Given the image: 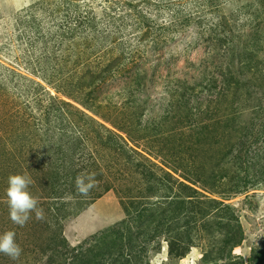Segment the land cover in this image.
I'll list each match as a JSON object with an SVG mask.
<instances>
[{"label": "rangeland", "instance_id": "374dc122", "mask_svg": "<svg viewBox=\"0 0 264 264\" xmlns=\"http://www.w3.org/2000/svg\"><path fill=\"white\" fill-rule=\"evenodd\" d=\"M263 6L264 0H218L216 4L209 0H0V133L5 132L6 138L0 139V159L4 167L11 163L4 150L21 159L35 157L43 148L46 151L45 140L56 139L53 127L71 131V124L66 122L71 120L80 129L83 118L63 106L61 111L66 114L62 119L55 117L56 109L41 112L58 106L49 96L69 101L110 128L116 130L113 124L129 131V136L122 134L123 138L139 150L163 145L162 137L158 141L147 137L150 130L167 132L175 125L185 128V110L173 108L171 100L180 101L186 88L198 121L231 111V94L215 101L221 86L219 76L228 72L229 65L236 73V46L242 45L252 25L259 22L264 26ZM86 17L94 19L97 31L83 30ZM38 24L48 36L44 43L37 39ZM51 31L52 36L60 37L52 40ZM72 31L75 34L71 36ZM258 56H264V48ZM176 114L177 118L184 117L180 125L175 121ZM214 126L211 130L217 133L219 126ZM185 131L182 142L189 146L193 137H189L187 128ZM93 140L98 141L95 137ZM86 145L85 156L87 152L95 156L96 149L105 158L111 156L110 150L98 142ZM200 146L201 151L196 149L199 162L209 167L210 156L205 152L209 143L200 139ZM152 156L170 167L169 158L162 161ZM27 175L37 182L34 174ZM7 178L0 196L5 194ZM33 190L29 189L31 194ZM226 198L235 208L245 234L234 253L246 259L250 247L264 244V189ZM33 214L27 225L16 230L21 258L37 248L41 239L37 233L41 228L37 229ZM122 217L120 198L116 191L109 190L65 218L64 235L75 245L100 234ZM1 225L5 227L3 232L18 226L11 223L8 205L3 201ZM166 251L162 241L160 252L147 253L150 264H168ZM200 258L201 248L193 247L176 264H202Z\"/></svg>", "mask_w": 264, "mask_h": 264}, {"label": "trees", "instance_id": "16d2710c", "mask_svg": "<svg viewBox=\"0 0 264 264\" xmlns=\"http://www.w3.org/2000/svg\"><path fill=\"white\" fill-rule=\"evenodd\" d=\"M84 20L83 30L97 31L94 19ZM43 28L38 24L36 31L41 43L48 37L43 34ZM52 34L49 32L50 37ZM73 34L74 31L70 32ZM57 35L51 39L60 37ZM236 47L233 57L238 60L237 71L230 70L229 65L228 72L221 73V86L215 98L220 102L231 94V111L209 115L205 122L198 121V112H193L194 106L187 100L186 88L183 98L172 99L171 106L179 112L185 110L188 124L183 129L175 125L167 132L150 130L147 137L156 141L162 137L163 145L155 144L151 149H143L144 152L123 138L122 134L129 136V131L113 124L116 130L110 128L69 101L49 96L58 106L41 112L56 109L55 117L62 119L66 114L61 111L64 107L79 114L83 121L80 129L76 122L66 121L71 124V131L53 127L56 139L43 142L48 145L41 155L21 159L16 153L3 151L11 163L4 167L0 159L1 189L10 174H34L37 182L31 177L29 189H34L32 195L44 210L45 219L37 220L35 213L32 217L37 229L41 228L37 231L41 238L37 248L28 250L27 256L17 260L0 253V264H150L147 253L160 252L162 241L167 246L168 264H176L193 247L201 248L202 264H264V244L250 247L246 259L234 253L245 234L235 208L226 202L227 196L229 199L249 190L264 189V56H258L264 48V26L260 27L259 22L252 25L242 45ZM134 72L137 81L139 74L137 70ZM239 98H243L242 103ZM183 118H177L176 123L180 125ZM212 125L219 126L217 133L211 130ZM186 128L189 137H193L189 146L181 137L186 135ZM178 137L182 139L175 143ZM4 138L5 132L1 131L0 139ZM200 139L209 143V150L205 151L210 156L209 167L199 162L196 149L201 151ZM89 141L108 148L111 156L105 158L97 149L95 156L88 152L85 156ZM152 155L162 161H165L163 157L169 158L170 167L155 161ZM82 172L95 173L96 187L87 196L80 195L75 185L76 176ZM109 190L118 194L123 217L100 234L70 244L62 221ZM0 201L6 202L5 194L0 196ZM0 227L2 233L5 227ZM19 228L18 225L12 231L17 234Z\"/></svg>", "mask_w": 264, "mask_h": 264}, {"label": "clouds", "instance_id": "9594fccd", "mask_svg": "<svg viewBox=\"0 0 264 264\" xmlns=\"http://www.w3.org/2000/svg\"><path fill=\"white\" fill-rule=\"evenodd\" d=\"M31 183L32 179L27 174L14 173L7 178L5 196L9 217L14 224L19 226L25 225L33 212L37 220L45 219L44 210L38 207V199L29 191ZM75 185L80 195L87 196L96 187L95 173L82 172L78 174L75 178ZM15 237L16 233L12 230L0 233V253L12 260H17L22 252Z\"/></svg>", "mask_w": 264, "mask_h": 264}]
</instances>
